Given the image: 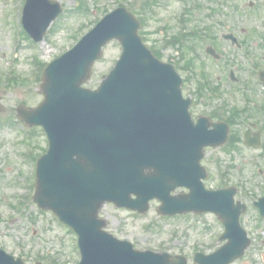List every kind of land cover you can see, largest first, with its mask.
<instances>
[{
    "label": "water",
    "instance_id": "1",
    "mask_svg": "<svg viewBox=\"0 0 264 264\" xmlns=\"http://www.w3.org/2000/svg\"><path fill=\"white\" fill-rule=\"evenodd\" d=\"M61 11L51 0H27L24 26L42 41ZM139 28L125 9L107 16L45 71V102L20 111L26 122L42 125L51 141L38 164L34 201L77 232L81 264H186L181 257L171 261L137 252L102 230L106 224L99 211L105 203L145 213L153 199L162 201L163 215L211 211L220 216L229 244L211 257L198 255L197 262L229 264L249 244L238 222L241 211L232 199L224 200L225 192L203 191L199 166L205 147L226 142L227 129L209 131L206 124L191 122L180 78L142 44ZM114 39L124 48L115 69L98 90L82 88L103 47ZM178 187L191 194L172 197Z\"/></svg>",
    "mask_w": 264,
    "mask_h": 264
},
{
    "label": "rangeland",
    "instance_id": "2",
    "mask_svg": "<svg viewBox=\"0 0 264 264\" xmlns=\"http://www.w3.org/2000/svg\"><path fill=\"white\" fill-rule=\"evenodd\" d=\"M56 1L61 3L64 13L51 25L44 40L34 44L21 29L25 0H0V94L4 107L0 114V246L29 263L76 264L80 259L76 235L33 201L36 176L33 164L46 153L47 139L40 127H33L32 135V129L20 124L17 113L21 105L36 108L44 100L40 87L46 66L73 48L106 13L122 6L143 20L140 35L152 51L161 55L162 61L175 65L185 77L184 62L190 57L197 58L195 73L191 75L187 71L186 76L193 78L194 83L200 82L205 69L211 78L220 77L224 95L214 103L241 107L235 90L239 87L246 90L254 83L250 73L253 66L247 62V55H255L264 64V0H152L151 4L148 0H84L88 10L82 12L77 10L79 0ZM187 15L189 21L185 26L182 19ZM228 26L240 39L248 41V47L232 49L221 40ZM193 29L206 41L191 39L187 42L181 37L184 30ZM242 29L246 35L241 33ZM174 36L180 39V46L174 45ZM187 44L194 47L193 53L186 50ZM209 44L221 50V64L206 55L205 48ZM121 53L119 42H111L104 50L103 59L96 63L91 80L84 86L97 89ZM234 68L239 71L237 75L242 82L228 88L229 72ZM13 77L17 78L10 80ZM195 87L191 82L187 85L192 93ZM256 89L260 90V95L253 97L264 102V91L261 87ZM205 102L216 106L212 99H204ZM203 103L197 101V110H204L200 106ZM238 128L242 132L245 129ZM235 147L207 150L203 161L211 179L207 186L217 187L223 176L228 175L227 185L243 183L247 186L243 192L240 188L238 199L251 205V198L264 194V178L257 175L258 169L264 172V150H251L243 145L239 150ZM159 206L160 203L154 201L149 212L141 215L108 204L102 209L101 217L107 221L108 232L131 242L136 249L182 255L189 264H195L196 253L210 254L222 246L219 239L224 229L215 216L163 217L158 213ZM242 223L253 242L245 257L234 264H264V222L249 206Z\"/></svg>",
    "mask_w": 264,
    "mask_h": 264
},
{
    "label": "flooded vegetation",
    "instance_id": "3",
    "mask_svg": "<svg viewBox=\"0 0 264 264\" xmlns=\"http://www.w3.org/2000/svg\"><path fill=\"white\" fill-rule=\"evenodd\" d=\"M258 102L260 103L261 108L257 112V114L255 115V117H253L252 115L251 116H248V119L249 120L245 124H243V121L241 119H237L239 121L237 123V127H240V128L247 127L246 130L243 132V134H245V132L247 130L251 129V127L254 128L253 130L257 129L259 132H261L260 130L262 128V124H264V102H261V101H258ZM261 135L263 137V134L262 133H261Z\"/></svg>",
    "mask_w": 264,
    "mask_h": 264
}]
</instances>
